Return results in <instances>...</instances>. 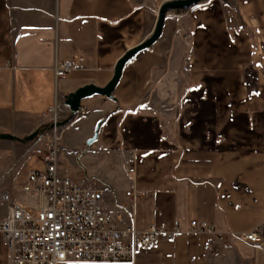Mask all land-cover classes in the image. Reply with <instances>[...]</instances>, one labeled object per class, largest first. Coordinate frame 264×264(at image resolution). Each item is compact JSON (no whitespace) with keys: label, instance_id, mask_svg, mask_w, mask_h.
<instances>
[{"label":"crops","instance_id":"crops-1","mask_svg":"<svg viewBox=\"0 0 264 264\" xmlns=\"http://www.w3.org/2000/svg\"><path fill=\"white\" fill-rule=\"evenodd\" d=\"M164 1L0 0V63L10 62L0 67V133L27 135L49 123L55 105L67 117L64 96L104 86L117 59L150 35ZM65 60L80 67L58 78ZM112 95L82 99L63 125L59 145L83 170L58 172L102 188L121 225L171 230L176 220L178 231L159 234L133 262L59 264H264V244L241 237L256 229L264 239V0L169 11L157 40L125 63ZM38 141L0 140V191L22 203L34 200L19 185ZM5 212L0 203V219ZM193 219L230 235L197 231ZM0 264H9L1 233Z\"/></svg>","mask_w":264,"mask_h":264},{"label":"built area","instance_id":"built-area-1","mask_svg":"<svg viewBox=\"0 0 264 264\" xmlns=\"http://www.w3.org/2000/svg\"><path fill=\"white\" fill-rule=\"evenodd\" d=\"M5 60L0 67H8ZM80 65L65 60L55 66V76L64 78ZM67 108L66 105L62 104ZM68 109V108H67ZM61 106L49 109V122L59 121ZM68 110V115H69ZM80 109L72 112V118ZM63 126L43 131L32 151L38 155L40 168L29 170L19 190L34 200L19 202L8 191H0V203H5V216L0 219V233L9 255V264H59L65 261L133 262L140 249L155 246L159 234L169 239L178 231V222L167 230L150 223L137 228L132 222L119 224V216L103 205L104 191L93 182L75 180L58 172L59 132ZM129 195L130 193L127 192ZM139 196L140 191L132 193ZM197 231L214 233L219 239L230 235L218 231L213 224L191 220ZM244 240L264 244L261 231L241 234Z\"/></svg>","mask_w":264,"mask_h":264},{"label":"water","instance_id":"water-1","mask_svg":"<svg viewBox=\"0 0 264 264\" xmlns=\"http://www.w3.org/2000/svg\"><path fill=\"white\" fill-rule=\"evenodd\" d=\"M202 0H166L162 2L157 9V17L154 28L150 35L139 42L138 44L127 49L115 62L113 67V74L109 81L104 86H97L93 83H87L80 87H77L73 91L68 92L63 98V104L67 106L69 115L59 121L49 122L47 124L38 126L33 131L24 136H17L11 133H0V140H10L21 144H26L34 140L43 131L52 128L53 126H63L72 118V112L78 110L81 106L80 102L82 99L89 97L94 94L102 95L107 98H113L112 92L121 76V71L125 63L138 52L146 49L153 44L161 33L163 21L169 11L174 9H184L199 4ZM105 117H101L94 126L93 134L86 140V145L91 144L99 133L100 127L104 122Z\"/></svg>","mask_w":264,"mask_h":264},{"label":"rangeland","instance_id":"rangeland-1","mask_svg":"<svg viewBox=\"0 0 264 264\" xmlns=\"http://www.w3.org/2000/svg\"><path fill=\"white\" fill-rule=\"evenodd\" d=\"M63 117H64V115L60 113L59 114L60 120ZM69 130H68V132H69ZM37 137L34 139L35 142H36ZM34 140H32L28 143L31 144V142H34ZM31 148H32V146H31ZM66 151H67L66 145L63 143L60 144V150H59V154H58V160H59L58 169L66 170L67 172H71L74 170H83L82 159L80 157L77 158V154L67 155ZM30 166L33 168H40L41 167V162L38 159V157L36 156V154H34V153H31V155H30ZM68 177H70V176H68ZM221 263L225 264V262H223V260L221 261Z\"/></svg>","mask_w":264,"mask_h":264}]
</instances>
